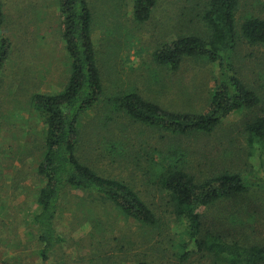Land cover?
I'll list each match as a JSON object with an SVG mask.
<instances>
[{
  "label": "rangeland",
  "instance_id": "374dc122",
  "mask_svg": "<svg viewBox=\"0 0 264 264\" xmlns=\"http://www.w3.org/2000/svg\"><path fill=\"white\" fill-rule=\"evenodd\" d=\"M203 1L158 0L149 20L138 23L132 19L131 0H88L90 37L102 94L80 119L77 156L102 177L132 188L150 207L157 223L153 227L141 226L122 218L95 194L66 190L53 222L61 242L42 254L31 217L39 210L37 199L44 187L37 174L44 125L32 110L29 97L34 92H60L69 75L70 61L61 39L57 0H8L12 8L7 5V10L13 18L10 22L5 18L0 31L9 32L13 44L18 43L20 32L26 34L25 42L31 40L35 50L21 57L25 61L32 59L46 77L36 75L34 84L16 83L12 89L17 125L9 126L4 107L8 99L0 97V262L226 264L213 250L209 251L211 240L220 238L244 247L264 246V145L244 133L247 121L264 116L263 46H249L239 40L231 59L236 76L258 94L259 104L231 115L210 135L178 136L149 128L118 113L109 102L115 94L131 91L169 111L207 112L209 96L218 79L214 66L185 59L172 70L152 60L155 50L178 37H206L207 29L194 18ZM20 8L27 9L26 15L23 11L14 14ZM248 16L264 19V0H238V33ZM16 51L10 53L6 77L14 71L19 55ZM2 86L1 94L6 92ZM170 163L198 182L234 173L258 184L251 185L247 193L199 211L198 239L203 245L198 247L187 235L185 219L175 216L168 193L158 185L160 174Z\"/></svg>",
  "mask_w": 264,
  "mask_h": 264
},
{
  "label": "trees",
  "instance_id": "16d2710c",
  "mask_svg": "<svg viewBox=\"0 0 264 264\" xmlns=\"http://www.w3.org/2000/svg\"><path fill=\"white\" fill-rule=\"evenodd\" d=\"M132 19L144 23L149 20L158 0H131ZM194 18L207 29L206 37L188 34L162 45L152 54L160 67L175 70L185 59L202 60L217 70V81L209 96L206 113H177L147 101L137 93L123 91L109 99L118 113L149 128L171 135L201 133L210 135L228 117L256 107L258 94L247 88L236 76L232 54L239 40L249 46L264 47V19L248 16L235 30L238 0H204ZM61 17V39L69 59V75L63 89L55 94H35L31 98L34 109L44 125L43 154L37 174L44 187L37 199L38 212L32 217L42 254L61 242L54 228L59 201L66 190H80L95 194L109 203L124 219L141 226L153 227L157 219L150 207L124 182L102 177L77 156L79 124L102 94L101 78L95 66L90 37L91 15L87 0H57ZM0 1V29L5 15ZM192 20V19H191ZM190 20V21H191ZM10 53V43L0 31V75ZM244 133L250 140L264 145V116L247 121ZM261 181V180H259ZM258 181L243 179L238 174L225 173L202 182L169 164L160 174L158 185L166 191L177 218H184L187 235L200 247L199 211L221 200L247 193ZM263 185V184H261ZM209 248L226 264H264V246H240L213 239Z\"/></svg>",
  "mask_w": 264,
  "mask_h": 264
},
{
  "label": "crops",
  "instance_id": "0c3cea01",
  "mask_svg": "<svg viewBox=\"0 0 264 264\" xmlns=\"http://www.w3.org/2000/svg\"><path fill=\"white\" fill-rule=\"evenodd\" d=\"M0 1L2 2V0H0ZM4 2H5L3 4L4 5L3 11H4V15H5L4 17L6 18V21L8 20L10 22L13 17H11V15L9 16V11L7 9L10 6H12V3H8V0H4ZM87 3H88V8H89V2H88V0H87ZM7 5L9 7H7ZM27 6H30V4H28ZM10 8H12V7H10ZM22 11H23V9L20 8L17 11L15 10L14 14L16 12L18 14H21ZM12 12H13V10H12ZM26 12H27V9L23 11V13L25 15H26ZM32 12H33V9L30 10L29 13L32 15ZM10 14H11V12H10ZM17 18H19V17H17ZM2 32H3V35L8 39V41L10 43V53H12V51H14V49H15V51H16V49H18V51H16V52L19 53V55L17 56V61L14 62V71H13L12 75L9 76V77H6V69H5V67H6V65H7V63L9 62V59H10V57H9L10 56V53L8 55L7 60L5 61L4 65H3V68H2V71H1V75H0V97L2 95L4 98L7 97V99H8V105H6L4 107L7 110L6 111V115L10 119V125L9 126L11 127V126L17 125V122H15L16 121L15 116L17 114V110L14 109V107L16 106V103H15L14 92L12 91V89L14 90V87H15L16 83H18L17 85L23 84L24 86L34 84L35 81H36L35 79L37 78L36 75H38L40 78H45L46 77V75H45L46 73L45 74L42 73L40 71V69H38V65L35 62H33L32 59H29L27 61H25V60L22 59L21 55H23V54H30V53L34 52V50H35V47H34L35 44H32L31 43L32 42L31 40H26V42H25V37H27L26 34H24L23 32H20L19 33V36L20 37L18 36V38H19L18 43H15L14 42V44H13V39L11 38L10 33L7 32L4 29L2 30ZM33 39H35V36H33ZM27 45H29V46H27ZM63 47H64V45H63ZM37 69L39 71L38 74H37ZM6 84H7V86H6ZM2 85H4V90L6 91L3 94H1L2 93L1 92V89L3 87ZM35 94H50V93H43V92L42 93L41 92H36L35 93L34 92V93H32L30 95L29 99H30V104H31L32 110L34 112H37L34 109V107L32 106V103H31V98ZM9 96H12V97H9ZM38 115H39V113H38ZM39 117H40V115H39ZM13 118H14V120H13ZM40 119H42V118L40 117ZM32 217H31V222H32ZM41 249H42V246H41ZM7 264H10V263H7Z\"/></svg>",
  "mask_w": 264,
  "mask_h": 264
},
{
  "label": "built area",
  "instance_id": "2783aa9c",
  "mask_svg": "<svg viewBox=\"0 0 264 264\" xmlns=\"http://www.w3.org/2000/svg\"><path fill=\"white\" fill-rule=\"evenodd\" d=\"M0 264H7V263L0 262Z\"/></svg>",
  "mask_w": 264,
  "mask_h": 264
}]
</instances>
